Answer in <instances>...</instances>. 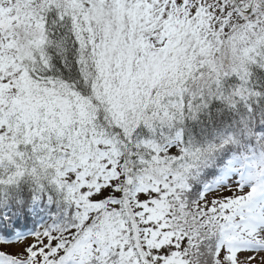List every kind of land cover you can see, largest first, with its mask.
Returning <instances> with one entry per match:
<instances>
[{
  "label": "snow or ice",
  "instance_id": "1",
  "mask_svg": "<svg viewBox=\"0 0 264 264\" xmlns=\"http://www.w3.org/2000/svg\"><path fill=\"white\" fill-rule=\"evenodd\" d=\"M0 264H264V0H0Z\"/></svg>",
  "mask_w": 264,
  "mask_h": 264
}]
</instances>
